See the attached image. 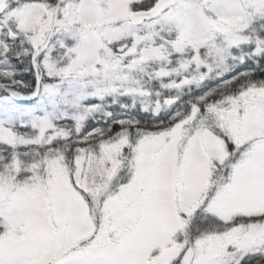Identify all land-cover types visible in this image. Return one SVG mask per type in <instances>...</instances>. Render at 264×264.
<instances>
[{
	"label": "snow or ice",
	"instance_id": "1",
	"mask_svg": "<svg viewBox=\"0 0 264 264\" xmlns=\"http://www.w3.org/2000/svg\"><path fill=\"white\" fill-rule=\"evenodd\" d=\"M0 264H264V0H0Z\"/></svg>",
	"mask_w": 264,
	"mask_h": 264
}]
</instances>
